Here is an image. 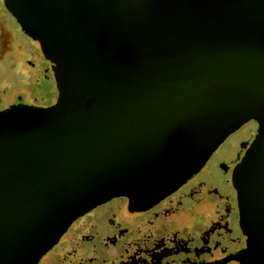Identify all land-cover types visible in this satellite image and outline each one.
<instances>
[{
	"label": "water",
	"instance_id": "water-1",
	"mask_svg": "<svg viewBox=\"0 0 264 264\" xmlns=\"http://www.w3.org/2000/svg\"><path fill=\"white\" fill-rule=\"evenodd\" d=\"M6 4L58 97L0 111V264H38L113 199L154 207L249 121L233 180L243 257L264 264V0Z\"/></svg>",
	"mask_w": 264,
	"mask_h": 264
},
{
	"label": "rangeland",
	"instance_id": "rangeland-1",
	"mask_svg": "<svg viewBox=\"0 0 264 264\" xmlns=\"http://www.w3.org/2000/svg\"><path fill=\"white\" fill-rule=\"evenodd\" d=\"M39 81L40 78L33 75L34 93L32 96L27 95V98L44 106L51 103L52 95L56 96V83L53 78H49L47 99L37 85ZM45 100L46 103H41ZM251 127L253 128L250 124L243 126L239 132L227 139L206 162L200 175L214 170L222 160L240 157L248 146V143L243 144V140ZM240 147L242 151L237 154ZM202 185L194 194L198 195L200 190L203 191ZM207 186L211 189L208 192L219 190L212 181ZM182 205V201L173 202L174 210L170 205L151 215L144 216L151 213L147 212L139 216L127 211L124 198L114 199L74 222L58 244L38 264H180L190 263L207 255L223 254L222 243L212 242L209 234L216 228L226 227L229 223L230 207L220 208L219 216L209 213L198 239L177 227L164 234L166 226L181 216L179 223L185 218ZM105 243L107 246L103 247ZM55 252L58 255L53 260Z\"/></svg>",
	"mask_w": 264,
	"mask_h": 264
},
{
	"label": "flooded vegetation",
	"instance_id": "flooded-vegetation-1",
	"mask_svg": "<svg viewBox=\"0 0 264 264\" xmlns=\"http://www.w3.org/2000/svg\"><path fill=\"white\" fill-rule=\"evenodd\" d=\"M33 75H37L40 78L37 85L40 91L45 93L44 95L48 99V95H46L48 94V91L46 92V90L49 78L51 77L53 78V81L55 80L52 64L44 57L39 43L33 40L22 30L16 17L8 9L6 0H0V111L20 104L46 108L56 102L58 97L56 85V96L54 97L52 95L51 103L49 104L47 103L42 106L43 104H39L37 101L27 98V95L32 96L34 93L35 88L33 86ZM46 101L47 100L41 103H46ZM248 124L252 125L253 128L251 127V129H248L247 131L243 144L248 143V146L243 150L240 157H229L222 160L214 170L210 171L206 175H200L202 172L201 169L198 173L188 179L176 192L166 197L150 209L132 212L129 210L128 200L124 198L127 202V211H129L130 214H136L139 216L146 214L147 212L151 213L144 216L151 215L153 212L160 211L170 205H172L173 209V202L182 201V213L185 218L179 223L178 221L181 219V216L180 218L174 220L169 226H166L167 228L164 231V234L168 233L173 227H177L186 234L187 232L191 233V235H194L196 239H198L197 237L202 230V225L206 219L208 220L209 213L219 216L220 208L225 206L230 207L228 214L229 223L226 227L216 228L209 234V238L212 242L219 241L222 243L224 247L223 254L219 256L207 255L190 263L182 262L180 264H220L225 259H228V261L221 264L252 263L251 257H243L244 251L247 247V237L240 225L238 193L234 187L233 180L235 167L244 157L258 132V124L255 121H249L243 126ZM242 127L232 133L227 139L239 132ZM241 151L242 149L240 147L237 154ZM210 181L215 183L219 190L208 192L207 190H211L207 186ZM201 184H203L201 188H203L204 192L200 190L198 195L194 194L197 192ZM110 202L105 204L107 205ZM65 244L66 242L64 245ZM106 246L107 243L103 245V247ZM57 255L58 252L53 254V260Z\"/></svg>",
	"mask_w": 264,
	"mask_h": 264
}]
</instances>
